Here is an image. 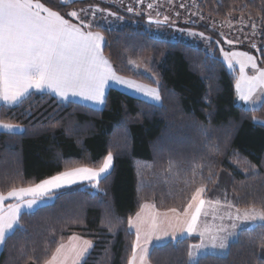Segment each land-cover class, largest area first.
<instances>
[{"label":"trees","instance_id":"obj_1","mask_svg":"<svg viewBox=\"0 0 264 264\" xmlns=\"http://www.w3.org/2000/svg\"><path fill=\"white\" fill-rule=\"evenodd\" d=\"M203 1L217 18L227 19L235 10L245 13L258 25L264 43V0ZM41 2L64 17L93 3L126 17L123 24L96 28L106 39L105 57L120 75L160 87L162 106L111 87L107 106L100 109L36 92L20 105L0 109V119L26 129L0 132V192L34 185L66 168L99 167L109 151L114 158L111 174L100 182L103 192L74 184L54 191L53 200L38 211L22 213L23 228L6 239L0 264H43L73 234L93 242L86 264H127L135 240L127 218L145 202L183 211L201 186L211 200L264 208V125L253 120L264 116V107L248 111L236 102L237 75L227 69L215 39L211 53L201 44L155 36L144 27L157 25L148 23L147 16L102 1ZM150 55L151 74L129 63ZM260 57L264 64V46ZM262 234L264 225L242 228L226 255L206 254L198 262L264 264ZM199 239L193 235L159 244L151 249L150 260L191 264L189 246Z\"/></svg>","mask_w":264,"mask_h":264},{"label":"snow or ice","instance_id":"obj_2","mask_svg":"<svg viewBox=\"0 0 264 264\" xmlns=\"http://www.w3.org/2000/svg\"><path fill=\"white\" fill-rule=\"evenodd\" d=\"M71 2L74 0H62V5L67 6ZM137 3L142 4L143 0H137ZM153 7L154 3L147 5L148 9ZM127 11L132 12L133 8L129 7ZM68 15L75 17L79 23L65 19L60 12L46 7L41 0H0V109L20 105L33 91L42 92L46 89L65 100L69 95L80 96L93 104L106 107V90L110 82L134 90L146 98L145 102L162 106L160 87H152L118 75L104 55V35L92 31L91 23L86 24L80 19L76 10ZM159 16L160 13L157 12V17ZM168 20V16L153 20L149 15V23L159 25ZM252 27L256 28L255 23ZM189 34L211 39L205 37L204 33ZM227 43L231 45L233 41L227 40ZM252 46L256 47L255 44ZM220 51L229 68L236 69L238 66L239 77L235 83L238 100L243 102L248 111L264 107V68L258 66L257 58L247 52H225L223 48ZM129 63L136 68L140 67L136 61ZM249 66L255 70L254 75L249 76L246 73L245 69ZM147 71L150 72V69ZM151 79L159 85V79L154 74ZM253 120L264 125V120L256 117H253ZM0 129L12 134H16L17 130L26 131L21 129L20 125L2 119ZM112 169L113 154L109 151L99 167L66 168L34 185L12 188L7 194L0 192V245L5 244L6 239L15 233L17 227L23 228L20 222L23 208L38 211L45 198L50 197L55 190L79 181H87L91 187L103 192L100 182L108 178ZM204 192V186L196 188L183 211L170 208L166 212H160L154 203L141 204L140 211L127 218L129 231H134L136 237L127 264H151L149 245L154 237L160 239L157 233L169 236L168 228L172 230L171 237L174 239L193 233L199 235L201 242L190 245L187 253L191 264H199L197 257L201 251L209 247L222 250L229 248L230 238L238 236L237 221L250 222L253 228L257 224L264 225V208L252 207L243 211L237 208L235 216L228 212L227 218L232 221L228 225L221 223L213 228L205 223L201 227V215H208V212L204 211L205 205L209 204L214 208L219 205V201L203 199ZM9 198H15L17 202L9 204L5 210L3 205ZM229 207L232 205L229 204ZM213 218L215 219V215ZM219 219L223 221L225 216L222 215ZM113 227L109 220V232L113 231ZM259 240V247L264 249V234ZM92 248V241L73 234L67 244L59 243L51 257L44 260L43 264H86V256Z\"/></svg>","mask_w":264,"mask_h":264},{"label":"rangeland","instance_id":"obj_3","mask_svg":"<svg viewBox=\"0 0 264 264\" xmlns=\"http://www.w3.org/2000/svg\"><path fill=\"white\" fill-rule=\"evenodd\" d=\"M105 2L110 5L116 6L121 9L123 12H128L132 15H142L147 16L149 15L154 16L156 18L163 19L164 16H168L169 20L166 23H162L159 25H147L145 24L144 27L149 29L155 36L170 37V38H181L183 40H187L195 45L201 44L208 52L213 53L215 48L212 45V39L219 41L216 43L219 46V49L223 48L225 52H247L250 55H253L257 58V64L259 67L264 68V64H261V57H260V49L264 46L263 41L261 40L260 29L258 25L247 18L245 13H240L239 10H235L230 13L227 19L217 18L216 16L212 15L208 11H206L203 7V0H143V3H137V0H97V2ZM149 3H154L153 9H148L147 5ZM205 3V2H204ZM184 5V7H181ZM129 7L133 8L132 12L127 11ZM83 9L84 11H80ZM97 9H102L104 11H98ZM76 10L80 16V19L84 20L85 23H91L92 29L108 27L112 28L114 26L123 24L127 22V18L118 19L120 17L117 13L111 12L103 6H99L96 3H93L90 7L85 8H78L73 9ZM71 10V11H73ZM70 11V12H71ZM69 12V13H70ZM157 12L160 13V16L157 17ZM93 13L95 15L93 16ZM108 13H115V16L109 15ZM65 19H70L73 23H79V21L75 17H65ZM75 20V21H74ZM255 23L256 28L253 29L252 25ZM196 25H203L207 29H211L215 34L219 36H214L211 33H205L202 29H198ZM196 26V27H195ZM204 33L205 37H210L211 39H205L200 37L199 35H190L189 33ZM255 32V34H253ZM227 40H232L233 44H228ZM253 44L256 45L253 48ZM238 45H244V48L239 47ZM221 59L225 62L222 53L220 52ZM131 61H136L137 64L140 65L139 68H136L132 65L133 69L137 70L138 72L141 71L145 74H151V72L147 71L151 69L152 65V56H145L132 59ZM226 67L231 72H236V79L239 77L238 66L236 69H231L227 66ZM246 73L251 76L255 74V70L252 69L250 66L245 69ZM156 87V86H152ZM237 95V91H236ZM257 99H259V94H257ZM236 102L240 104L242 107L243 102L239 101L236 96ZM100 109V108H99ZM258 109V108H257ZM260 120H264V116H254ZM17 124V123H15ZM19 125V124H18ZM114 163V158H113ZM78 183L89 184L87 181H79ZM74 184L70 185L73 186ZM28 187V186H27ZM69 187V186H66ZM205 187V186H204ZM18 189V188H17ZM62 189V188H61ZM97 191L95 188H93ZM56 191V190H55ZM207 189L205 188V192L202 194V198L206 201H219V205L215 208L209 204L205 205L204 211L208 212L207 216L201 215L200 218V226L202 227L205 223H207L210 227L219 226L221 223L228 225L232 223L231 220L227 218V213L231 212L233 216H235L236 209L239 208L243 211L246 208L236 207L231 202L222 201L221 199L211 200L206 196ZM28 198V197H25ZM9 204H15L17 201L15 198H9ZM53 200V196L45 198V202L42 204L50 203ZM6 206L3 205L4 209L7 210ZM229 204L232 207H229ZM247 208V209H251ZM258 209V208H257ZM22 211H32L27 208H23ZM215 215V219L213 216ZM225 216V219L221 221L219 219L220 216ZM252 224L250 222H240L237 221V229L236 232L239 234L242 228L251 227ZM198 236L197 233H193L190 236ZM239 236V235H238ZM238 236L230 238V243L233 242L238 238ZM201 241L199 239L198 242H194L193 244H199ZM229 243V245H230ZM192 244V245H193ZM229 251V248L226 250L218 249V248H207L200 252L197 257V260L201 256H205L206 254H215V255H226ZM191 263V262H190Z\"/></svg>","mask_w":264,"mask_h":264},{"label":"crops","instance_id":"obj_4","mask_svg":"<svg viewBox=\"0 0 264 264\" xmlns=\"http://www.w3.org/2000/svg\"><path fill=\"white\" fill-rule=\"evenodd\" d=\"M75 21V20H74ZM73 23V22H72ZM91 30L92 31H94V32H100V33H102L100 30H98V29H92L91 28ZM104 35V34H103ZM105 55V54H104ZM113 67V66H112ZM118 75H120L119 73H117ZM120 76H122V75H120ZM123 77H125V76H123ZM126 78H129V79H133V80H135L134 78H131V77H126ZM137 81V80H136ZM137 82H139V81H137ZM139 83H143L142 81H140ZM143 84H145V83H143ZM147 85V84H146ZM111 87H113V88H119V89H121V90H123V91H125L126 93H130V94H133V95H135V96H137V97H142V98H145V97H143V96H141L139 93H137V92H135L134 90H132V89H129V88H127V87H125V86H120V85H118V84H116V83H114V82H110V84H109V87L107 88V90H106V94L108 93V91H109V89L111 88ZM35 92L36 93H49V94H51V95H53V96H55V97H57V98H59V99H61V100H64V101H75V102H78V103H83V104H86V105H88V106H90V107H92V108H103L104 106H102V105H98V104H93L91 101H88V100H85V99H83L82 97H80V96H73V95H69V97H68V99H62L61 97H59L57 94H55V93H53L51 90H48V89H46V90H44V91H42V92H40V91H33V93L32 94H35ZM146 99V98H145ZM10 107H12V106H10ZM13 124H15V123H13ZM18 125V124H17ZM21 129H23V127H21ZM1 131H5V130H3V129H0V132ZM23 130H17V132H22ZM15 188H21V187H15ZM8 192V191H7ZM7 192H4L5 194H7ZM148 203H150V202H148ZM7 204H9V200H6L5 202H4V206H6ZM158 209V208H157ZM160 212H166L167 210H160V209H158ZM33 211V210H32ZM140 211V210H139ZM24 212H26V211H24ZM23 211H22V213H24ZM22 213H21V215H22ZM171 215V214H170ZM168 230V232H169V236H164V235H162L161 233H157V235H159L160 236V239L159 240H157V239H155V237L153 238V242H152V244H150L149 245V249H150V253H151V249L153 248V245H156V246H158L159 244H164V243H167V242H169L170 240H174V238H172L171 237V229L170 228H168L167 229ZM134 232V231H133ZM77 236H79V237H82L83 239H86V240H89V239H87V238H85V237H83V236H81V235H79V234H76ZM177 236L179 237V234H177ZM71 237V236H70ZM180 238V237H179ZM135 239H136V237H135ZM175 239H178V238H175ZM91 241V240H90ZM69 242V238L67 239V240H65L63 243H65V244H67ZM93 243V242H92ZM3 246L4 245H0V252H1V250H2V248H3ZM91 250V249H90ZM89 255V253L87 254V256ZM87 256H86V258H87ZM151 264H152V262H151Z\"/></svg>","mask_w":264,"mask_h":264},{"label":"water","instance_id":"obj_5","mask_svg":"<svg viewBox=\"0 0 264 264\" xmlns=\"http://www.w3.org/2000/svg\"><path fill=\"white\" fill-rule=\"evenodd\" d=\"M153 20L157 19L156 17L152 16ZM161 19V18H160ZM147 22L149 23V17L147 18ZM154 23V22H153ZM155 24V23H154Z\"/></svg>","mask_w":264,"mask_h":264}]
</instances>
